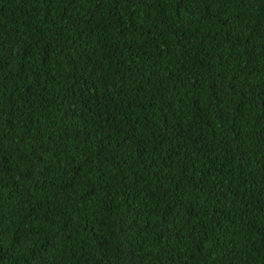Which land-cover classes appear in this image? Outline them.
Masks as SVG:
<instances>
[{"label": "trees", "instance_id": "16d2710c", "mask_svg": "<svg viewBox=\"0 0 264 264\" xmlns=\"http://www.w3.org/2000/svg\"><path fill=\"white\" fill-rule=\"evenodd\" d=\"M0 264H264V0H0Z\"/></svg>", "mask_w": 264, "mask_h": 264}]
</instances>
